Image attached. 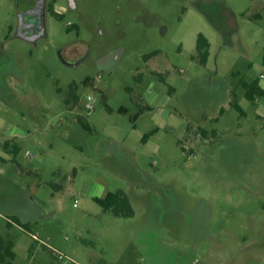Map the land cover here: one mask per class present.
Segmentation results:
<instances>
[{"label": "rangeland", "instance_id": "1", "mask_svg": "<svg viewBox=\"0 0 264 264\" xmlns=\"http://www.w3.org/2000/svg\"><path fill=\"white\" fill-rule=\"evenodd\" d=\"M35 1L0 0V121L27 133L7 162L0 148L14 263L264 264V96L243 87L264 88V0H45L42 34ZM117 190L132 217L94 201Z\"/></svg>", "mask_w": 264, "mask_h": 264}, {"label": "trees", "instance_id": "2", "mask_svg": "<svg viewBox=\"0 0 264 264\" xmlns=\"http://www.w3.org/2000/svg\"><path fill=\"white\" fill-rule=\"evenodd\" d=\"M50 13L53 16L60 17V14L57 13L54 9V6L51 5L49 8ZM258 16V15H257ZM210 41L209 39L203 34L199 33L197 37V54L193 56L194 59H198L201 64H206L209 54H210ZM157 52H153L151 54L145 55V58H149L152 55H155ZM90 78H87L85 80L86 83H88ZM243 87L245 88V95L249 100H254L256 96H264V89L260 86L258 80H253L252 82H244ZM79 86L76 82H73L70 84L69 87V93L68 98H66V101L68 103L71 102H78L79 100V94H78ZM232 105L241 113L243 112L242 107L237 101L236 94L232 92ZM109 110L112 111V109L107 106ZM151 107L149 105H142L139 113L149 110ZM120 112L127 113V109L125 107H121L119 109ZM139 113L135 115L133 120H136L139 117ZM78 121L82 124V126L92 132L93 128L90 126V124L83 120L81 116L78 117ZM156 130H153L152 132L145 134L143 136V141H146L149 136L154 133ZM201 133L203 135H207L208 131L205 129L201 130ZM8 143L0 144V147L6 148ZM94 201L97 202L105 211L111 212L116 217H132L134 215V209L131 204V201L123 190H117L115 192L109 191L104 197H94ZM14 221L17 222L22 227H28V223H22L19 218L14 217ZM12 222L8 221L7 226L11 227ZM15 243L11 238H5L0 234V264H15L14 260L16 257L15 252Z\"/></svg>", "mask_w": 264, "mask_h": 264}, {"label": "crops", "instance_id": "3", "mask_svg": "<svg viewBox=\"0 0 264 264\" xmlns=\"http://www.w3.org/2000/svg\"><path fill=\"white\" fill-rule=\"evenodd\" d=\"M56 7H57L56 4H54V8H56ZM17 73H18V76L23 77L24 70L19 69L17 71ZM259 84L262 87L260 81H259ZM151 97L152 96H150V95H148V96L147 95L146 96H142L141 97V100H142V102L145 105H149L151 107V109H152V106L150 104V101L152 100ZM0 124H1L0 125V136L2 138H4V141H0V144L8 143L7 147L4 148L6 150V152H5V156L6 157L5 156H2L1 158H2V160L4 162H7L8 160H10L8 158L9 155H8L7 152H10L11 153V152H13L14 149L15 150H19L18 149V146H17V141L16 140L18 138H25L26 135H27V133H26L25 130H21L18 127H12L10 124H8V122H5V120L0 121ZM13 146H14V149L11 150V147H13ZM0 148H3V147H0ZM0 180H3V182L6 184V187L11 186L13 183L16 185V182L18 183V181H19L18 180L17 170H16V173H15L14 170L11 168V166H9L7 169L0 167ZM21 184L23 185V183H21ZM11 192H12L11 189H9V193L7 195L5 194L4 196H2L0 194L1 195L0 196V203H5L6 200L8 199V197H12ZM108 192L109 191H107L105 193L103 192L101 195H95V196H93V198L94 197H104ZM8 216H11V215H8ZM20 220H21V218H20ZM23 222L25 223V221H23Z\"/></svg>", "mask_w": 264, "mask_h": 264}, {"label": "built area", "instance_id": "4", "mask_svg": "<svg viewBox=\"0 0 264 264\" xmlns=\"http://www.w3.org/2000/svg\"><path fill=\"white\" fill-rule=\"evenodd\" d=\"M263 77V75H262ZM101 78V75H99L98 77L94 78V79H89L88 83L95 85V83ZM95 102H96V97L93 95H89L87 97V100L84 104V108L85 111L88 115H91L94 110H95ZM30 156V155H29ZM58 258L60 260H63L65 258L64 254L62 253H58Z\"/></svg>", "mask_w": 264, "mask_h": 264}, {"label": "flooded vegetation", "instance_id": "5", "mask_svg": "<svg viewBox=\"0 0 264 264\" xmlns=\"http://www.w3.org/2000/svg\"><path fill=\"white\" fill-rule=\"evenodd\" d=\"M34 4H33V6H32V10L31 11H33L34 13H37V12H40L41 13V11H45V9H46V2H45V0H36L35 2H33ZM87 55L86 54H80L79 56H77L76 57V59H74V60H66L65 59V61H66V63H68V64H76V63H78V62H80V61H82L85 57H86Z\"/></svg>", "mask_w": 264, "mask_h": 264}, {"label": "water", "instance_id": "6", "mask_svg": "<svg viewBox=\"0 0 264 264\" xmlns=\"http://www.w3.org/2000/svg\"><path fill=\"white\" fill-rule=\"evenodd\" d=\"M43 14H44V10L42 11V20H41V21H42V30H41V33H40V34L43 33V28H44V27H43Z\"/></svg>", "mask_w": 264, "mask_h": 264}]
</instances>
